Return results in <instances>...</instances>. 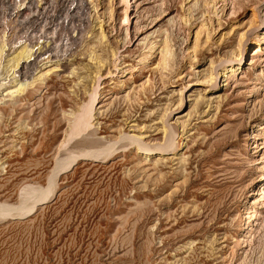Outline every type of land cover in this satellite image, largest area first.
Segmentation results:
<instances>
[{"label":"rangeland","instance_id":"obj_1","mask_svg":"<svg viewBox=\"0 0 264 264\" xmlns=\"http://www.w3.org/2000/svg\"><path fill=\"white\" fill-rule=\"evenodd\" d=\"M125 6L0 0L9 58L35 49L19 78L59 69L0 93V264H264V0ZM241 34V66L222 78ZM170 133L175 151L140 148ZM94 142L117 151L71 160ZM26 193L49 197L30 211Z\"/></svg>","mask_w":264,"mask_h":264},{"label":"bare ground","instance_id":"obj_2","mask_svg":"<svg viewBox=\"0 0 264 264\" xmlns=\"http://www.w3.org/2000/svg\"><path fill=\"white\" fill-rule=\"evenodd\" d=\"M34 2V1H33ZM72 2V4L73 3H75V2H73V1H71ZM122 2H123V4L124 5H126L125 7L126 8H128L129 7V5H130V2H131V0H122ZM70 3V2H69ZM68 3V4H69ZM11 4V3H10ZM71 5V4H70ZM72 7V6H71ZM69 8V7H68ZM82 9V8H81ZM4 10V9H3ZM12 10V9H11ZM69 10H70V8H69ZM263 14H262V23H261V27H262V29L260 30V31H256L254 34H253V43L256 45V47H255V52H258L259 51V49L261 48V44L262 43H264V9H263ZM32 14V13H31ZM24 15V14H23ZM66 19H67V17H66ZM66 22V21H65ZM6 25V24H5ZM21 25V24H20ZM254 30V29H253ZM28 31V30H27ZM35 33V32H34ZM36 34V33H35ZM25 35H26V32H25ZM87 35V34H86ZM20 36V35H19ZM23 37V36H22ZM89 37V36H88ZM30 38V37H29ZM101 38V37H100ZM2 39V45L0 46V64H1V60L3 59V57L4 58H6V57H8V60L6 61V60H4V61H6L7 62V65H6V70H9V75L7 74V76L6 77H4V76H1L0 75V77L2 78V79H0V93H4V92H6V94H5V96H4V94L3 95H1V97L2 96H4V97H10V98H14V97H18V96H20L21 94H23V92L26 90V88L28 87V86H32L33 84H34V82L37 80V84H38V82H42V80L47 76V75H50L51 73H55V72H57L59 69H58V65L56 64L55 66H53L47 73H45V74H42V75H39L38 77H37V79L35 80V81H30L29 83L28 82H26V80L25 81H22V79L21 78H19V76H20V70L22 69V66L25 64V65H28L30 62H31V60H32V57L34 58V45L33 46H31V44L30 45H24V46H22L21 48H19V50H15V49H17V48H15L14 46H15V44H14V50H15V52H12V55H10V58H9V55H8V53L7 52H9L10 50H12V49H8V51L6 52V48L8 47L7 46V44L8 43H5L4 41V38L2 37L1 38ZM19 39V38H18ZM104 39V38H103ZM32 40V39H31ZM244 40V34H241L240 35V40H239V48L238 49H240V53L237 55V56H239L238 58L239 59H237V60H235V61H233V62H235V63H231V64H226V62L224 63H222L221 65H220V71H219V75H220V77H224V78H227L228 76H230L232 73H234V72H236L237 70H239V68H240V66H241V63H242V61H243V56H244V51H243V48H242V41ZM23 41V40H22ZM28 41V40H27ZM26 42V41H25ZM13 43V42H12ZM24 43V42H23ZM22 43V44H23ZM28 43V42H27ZM26 43V44H27ZM11 44V43H10ZM21 44V43H20ZM29 44V43H28ZM36 44H38V43H36ZM18 45L19 44H17V46L16 47H18ZM7 46V47H6ZM11 46V45H10ZM9 46V47H10ZM38 46H40V44L38 45ZM41 47V46H40ZM34 49V50H33ZM39 47H38V51H39ZM38 51L37 52H35L36 54L38 53ZM253 52V51H252ZM35 54V55H36ZM3 61V62H4ZM60 60H55L54 62L55 63H57V62H59ZM49 62H52V61H47L46 63H41V66H43V65H45V64H47V63H49ZM54 63V64H55ZM1 67V66H0ZM48 67H50V66H48ZM38 68V67H37ZM45 68V67H44ZM46 68H47V66H46ZM8 71H6V73H7ZM5 73V74H6ZM50 73V74H49ZM12 76V77H11ZM4 77V78H3ZM11 78V79H10ZM7 79H8V81H7ZM217 78H216V76L214 77V76H212V74H211V76H210V82H215V80H216ZM12 81V82H11ZM28 81V80H27ZM208 81V82H209ZM7 83H10V85H8V86H6V84ZM28 83V84H27ZM93 89V88H92ZM96 90V89H95ZM91 99H90V102H89V104L86 106V107H84L81 111V113H80V115L78 116V118H77V125H76V123H74V125L76 126L75 128H76V133L77 134H80V133H84L87 129H89L90 128V126H91V124H90V119H91V111H92V106H93V104H94V101H95V97H94V95L92 96V97H90ZM78 115V114H77ZM77 117V116H76ZM75 117V118H76ZM75 120V119H74ZM173 135H171V133L170 134H167L166 135V143H164V145H160V147L159 146H157V147H146V146H143V145H141L140 146V148L146 153V156L147 155H149L150 153H153L154 151H158V152H161V153H164V152H166L167 153V151H175V149L177 148V145H174L173 143H172V137ZM124 139H126V140H129L128 141V144L130 143V144H134V142L135 141H133V139H128V138H124ZM111 143V142H110ZM140 143V142H139ZM165 144H166V146H165ZM173 144V145H172ZM92 146H90V148H88L90 151H88V153L87 152H85L86 154H83L82 153V155H78V156H76L75 158H73V159H71V160H76V158H79V157H85V156H90L92 159L94 158V159H97V160H101V161H103V160H107L108 158H110L116 151H117V149H115V147H114V145L115 144H113V143H111V144H108V143H106L105 144V146L103 145V146H101L100 144H98L97 142H94L93 144H91ZM122 147V146H121ZM85 150V149H84ZM93 150V151H92ZM80 152H81V150H80ZM83 152V151H82ZM90 152H92V153H90ZM73 153V152H72ZM71 153V154H72ZM75 153H77V152H75ZM74 153V154H75ZM159 155V154H158ZM67 159V158H66ZM66 159H63V160H66ZM73 162V161H72ZM71 162V163H72ZM70 163V162H69ZM62 164V163H61ZM69 165V164H68ZM66 169V168H65ZM60 170V169H59ZM263 178H264V175H263ZM262 178V179H263ZM50 188V187H49ZM29 192H30V190H28ZM33 191V190H32ZM49 192H50V190H48ZM49 192H47V193H49ZM31 193V192H30ZM28 194V193H26V196L24 197V198H26V200L28 199V198H30V199H33V203H32V205H31V208H30V211H32L33 209H34V204L35 203H38V202H43V201H46L47 200V197H49V196H47V194H46V196L44 195H42V194H33V195H31V194ZM28 194V195H27ZM45 194V193H44ZM36 195H38V196H36ZM51 196V195H50ZM32 202V201H31ZM250 205V204H249ZM2 208V207H1ZM26 210V209H25ZM13 211V210H12ZM27 211V210H26ZM21 211H19V213L17 214L18 216L19 215H23V214H21L20 213ZM23 212V211H22ZM27 213V212H26ZM25 213V214H26ZM28 213H30V212H28ZM243 214V213H242ZM246 214V213H245ZM7 215V214H6ZM251 216V215H250ZM243 218V217H242ZM248 218H250V217H248ZM249 220V219H248Z\"/></svg>","mask_w":264,"mask_h":264}]
</instances>
